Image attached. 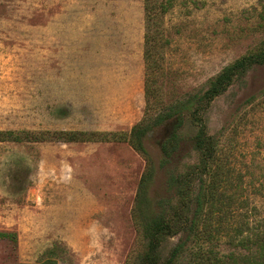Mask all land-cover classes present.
Instances as JSON below:
<instances>
[{"label":"rangeland","instance_id":"rangeland-1","mask_svg":"<svg viewBox=\"0 0 264 264\" xmlns=\"http://www.w3.org/2000/svg\"><path fill=\"white\" fill-rule=\"evenodd\" d=\"M164 1L155 43L163 108L205 90L264 38V0ZM145 33V0H0V131L49 138L0 142V234L8 235H0V264L49 256L124 264L144 249L132 219L143 174L152 173L141 195L150 215L175 203L177 176L198 161L197 128L187 111L178 132L174 118L153 124L160 109L145 122ZM206 121L232 153L226 224L264 221V66L218 97ZM141 124L151 127L148 168L128 143L54 139L60 131L130 134ZM175 132L180 143L166 160L162 146ZM226 241L219 251L233 252Z\"/></svg>","mask_w":264,"mask_h":264},{"label":"trees","instance_id":"trees-1","mask_svg":"<svg viewBox=\"0 0 264 264\" xmlns=\"http://www.w3.org/2000/svg\"><path fill=\"white\" fill-rule=\"evenodd\" d=\"M167 3L169 2L164 0H145V122L152 113L160 109L163 111L158 112L153 124L162 125L174 118L175 131L178 132L182 115L187 111L197 128L194 151L198 155V161L190 166L188 172L177 176V192L173 200L175 203L170 204L168 212L160 215H150L146 207L149 200L146 196H141L152 173L143 174L136 196L137 202L132 210V219L139 243L144 249L129 256L124 264H264V221L251 224L249 220L244 219L246 221L239 224H226L231 220L230 214L234 212L232 195L228 194L234 177L232 153L224 147L219 138L209 133L206 121V112L218 97L237 81L243 80L250 70L264 66V38L211 78L205 90L194 93L174 106L163 108L160 102L162 90L155 71V43L160 32L158 19L166 13ZM262 16L264 22V11ZM149 128L151 129L144 124L136 125L130 134L60 131L54 133L57 136H54V139L66 143H128L146 161L148 168L150 159L144 142ZM22 135L0 131V142L10 138L14 141L24 138L34 142L49 140L47 132H24ZM180 139L176 132L166 138L162 146L166 160L175 153ZM196 183L198 187L194 191ZM175 239L177 242L168 248V243ZM225 241L234 249L233 252L219 251ZM40 264L59 263L49 256Z\"/></svg>","mask_w":264,"mask_h":264},{"label":"crops","instance_id":"crops-1","mask_svg":"<svg viewBox=\"0 0 264 264\" xmlns=\"http://www.w3.org/2000/svg\"><path fill=\"white\" fill-rule=\"evenodd\" d=\"M98 222V221H97Z\"/></svg>","mask_w":264,"mask_h":264}]
</instances>
